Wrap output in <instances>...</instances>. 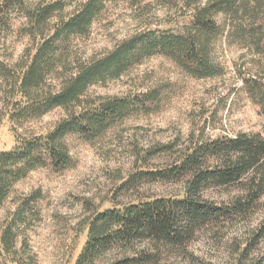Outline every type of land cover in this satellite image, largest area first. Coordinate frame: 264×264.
Masks as SVG:
<instances>
[{
	"label": "trees",
	"instance_id": "16d2710c",
	"mask_svg": "<svg viewBox=\"0 0 264 264\" xmlns=\"http://www.w3.org/2000/svg\"><path fill=\"white\" fill-rule=\"evenodd\" d=\"M75 1L54 0L24 8L28 20L24 32L33 48L15 66L0 60V78L6 84L4 113L15 124L22 126L56 109H63L67 115L46 135L19 134L13 149L0 152V207L8 201L14 186L31 172L47 167L64 172L74 165L66 142L69 136L95 140L126 118L152 112L161 101L157 89L92 98L88 95L91 87L119 80L134 66L157 55L173 60L194 78L223 75L212 46L230 30L220 24L219 15L230 18V27L235 25L233 35L264 56V23L246 27L244 22L264 11V0H209L204 4L201 0H184L192 20L181 29H147L100 58L75 62L70 59L72 38L88 35L108 4L125 2L137 7L147 0H86L69 13L68 7ZM7 9V3L0 0V22ZM246 84L264 115V83L247 80ZM3 116L2 110L0 122ZM181 149L178 143H171L147 151V160L162 155L176 158L160 169L133 173L120 190L132 192L146 183H180L183 196L142 199L94 212L84 222L87 240L75 264H155L163 252L182 250L210 225L247 216L257 208L264 196V128L235 137L205 139L204 134H192L189 144ZM229 186L241 191V196L229 203L219 204L204 195L208 190ZM40 198L39 191L22 198L3 222L0 264H37L27 232L39 217L36 202ZM262 240L264 221L247 252ZM115 250L124 255L106 262L107 255Z\"/></svg>",
	"mask_w": 264,
	"mask_h": 264
},
{
	"label": "rangeland",
	"instance_id": "374dc122",
	"mask_svg": "<svg viewBox=\"0 0 264 264\" xmlns=\"http://www.w3.org/2000/svg\"><path fill=\"white\" fill-rule=\"evenodd\" d=\"M1 1L9 9L0 22V60L15 66L33 48L31 38L24 32L28 24L24 8L54 0ZM85 1L76 0L68 12L74 13ZM201 1L204 4L209 0ZM260 11V15H252L255 19L244 21L246 27L264 23V11ZM191 16V12H186L184 0L172 3L147 0L137 7L125 2L110 3L88 35L72 38L70 59L88 63L138 32L181 29L192 20ZM217 19L230 30V34L226 31L212 46L215 61L224 69L223 75L194 78L173 60L157 55L134 66L119 80L91 87L88 95L92 98L123 97L157 89L161 101L152 112L126 118L95 140L69 136L66 142L74 165L64 172L40 168L19 181L8 201L0 207V235L3 222L15 211L17 203L39 191L41 198L36 202L39 217L27 232L38 257L37 264H75L87 240L84 222L94 212L142 199L183 196L180 183H146L132 192L120 190L133 173L160 169L176 158L162 155L147 160V151L171 143H178L184 149L192 134L196 137L204 134L206 139L261 132L264 115L246 82L264 83V56L255 46L233 35L235 25L229 26V17L219 15ZM5 87L0 78V111L4 115L0 122V152L13 149L19 134L46 135L67 116L63 109H56L18 126L4 113ZM240 194L238 187L229 186L208 190L204 195L224 204ZM263 221L264 196L247 216L210 225L182 250L163 252L155 264H241L246 255V264L264 261V240L247 252ZM123 255V251L115 250L105 261Z\"/></svg>",
	"mask_w": 264,
	"mask_h": 264
}]
</instances>
